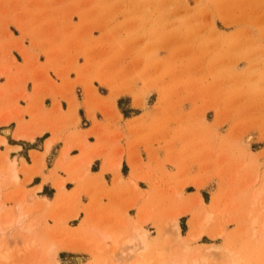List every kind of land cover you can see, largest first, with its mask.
Wrapping results in <instances>:
<instances>
[{
	"label": "rangeland",
	"instance_id": "rangeland-1",
	"mask_svg": "<svg viewBox=\"0 0 264 264\" xmlns=\"http://www.w3.org/2000/svg\"><path fill=\"white\" fill-rule=\"evenodd\" d=\"M55 3L66 9L64 19L87 10L95 22L26 29H33L43 41L55 37V43H32L48 57L47 66L5 22L0 28V78L13 86L36 79L52 82V71L71 83V72L84 59L88 103L95 92L89 85L92 80L101 95L106 97L111 90L109 103L126 94L117 100L120 109L128 114V105L135 103L144 111L139 132L150 144L166 150L168 159L164 162L156 156L155 166L144 175L133 172L134 191L126 189L113 207L103 202L104 186L97 187L94 195L83 187L67 194L63 181L55 183L60 197L50 203L37 196L41 188L27 187L41 173L44 156H33L34 168L25 162L18 168L16 156H10L12 149L0 138V264H107L116 254L115 260L132 264L141 247L134 230L144 234L150 248L144 255L151 261L161 253L167 264L185 259L189 264L195 256H202L198 264H264V0ZM21 13L22 21L35 24L60 19L49 12ZM25 67L37 73L35 79ZM5 89L0 85V135L6 137L18 114L12 103L10 107L2 103L7 99ZM58 96L76 103L82 93L73 83ZM15 137H22L21 129ZM79 147L86 150V142ZM90 163L87 159L86 168ZM117 164L119 160L110 168L114 175H119ZM166 164L175 172L167 171ZM20 174L27 178L21 180ZM88 175L86 170L71 180L84 185ZM139 180L147 185L139 186ZM84 192L90 196L87 205ZM19 207L26 219L23 226L17 224ZM132 209L137 211L136 220L129 216ZM83 214L85 219L79 221ZM11 220L16 221L14 226L7 225ZM27 223L33 225L31 234L26 232ZM199 233L200 239H190ZM108 235L111 243L104 240ZM132 236L135 248L124 242ZM116 239L119 252L112 254ZM129 249L134 256L126 257ZM47 254L51 259L45 262Z\"/></svg>",
	"mask_w": 264,
	"mask_h": 264
},
{
	"label": "crops",
	"instance_id": "crops-1",
	"mask_svg": "<svg viewBox=\"0 0 264 264\" xmlns=\"http://www.w3.org/2000/svg\"><path fill=\"white\" fill-rule=\"evenodd\" d=\"M33 0H0V28L4 27L5 22H9V28L14 31L17 39H23L25 46L33 54H39V62L41 65L49 64L48 57L32 46V43L50 42L55 43L54 36L47 40L37 38L33 27H48L51 29L71 26L70 22L76 27L87 26L88 23L95 22V19L86 14L87 10L82 14L76 11L72 19H64L66 9L63 6L55 5L57 0H49V3H42L43 0H35L39 2L38 6H30ZM27 9L28 12L35 13H52L56 14L60 19H54L53 22L44 23L33 20L22 21V11ZM20 25V26H19ZM25 29V30H24ZM18 30V31H17ZM99 38V36L95 37ZM15 59L20 65L24 66L25 61H21V57L15 51L12 52ZM80 59V58H79ZM86 61L83 59L78 61L77 70L71 72V83H65L62 79L54 76L50 71L52 82H41L39 80H29L26 85L13 86L8 82L7 78H0V85L6 86L7 99L2 103H9L14 106V114H18V119L10 123L11 133L8 136L0 135L5 138L7 147L11 148L10 156H16L18 168H22L25 162L30 168L35 167L33 156H44V166L41 173L34 175L29 183L28 190L33 191L41 188L37 192L41 200H47L50 203L56 202L60 197L58 190L55 188L57 181L64 182L65 193H71L80 187L87 188L94 195L97 193V187L104 186L106 188L107 199L105 204L113 207L125 193L126 189L133 190L130 181L133 179V172L137 170L141 174H145L150 168L155 166L154 160L156 156L160 160L167 161V151L158 149L150 144L143 134H140L139 123L144 111L137 107L135 103H130L128 114L120 109L117 100L125 97L126 94L115 99V103L111 102V90L105 97L101 95L94 81H90V86L95 91L90 95V103H88V95L86 86L83 84L87 81L88 72ZM26 74L35 79L36 72H32L29 67L24 69ZM75 84V89H80L82 97L66 100L59 93L64 94ZM21 96L19 100L17 97ZM99 96V97H98ZM93 99L97 100L95 103ZM98 102V103H97ZM132 111V112H131ZM139 111V112H138ZM131 115V116H129ZM151 119V117H149ZM9 127V126H8ZM21 129L22 137H15L17 131ZM145 135V134H144ZM86 142V150H82L79 145ZM2 145L1 148L5 149ZM21 153H24L21 155ZM67 157L64 159V154ZM87 159H91L90 165L86 168ZM120 161L119 175H114L110 168L115 161ZM64 162V163H62ZM64 164V166H62ZM166 170L175 172L174 168L165 165ZM89 172L84 185L78 181L71 179L78 174ZM119 176L122 181H119ZM27 175L20 174V179L24 180ZM147 185L144 181H138V185ZM48 191V192H47ZM50 192V194H46ZM91 195V196H92ZM82 196L87 197V205L90 202L88 192H84ZM130 218L137 219L136 209L129 211ZM84 214L80 215L79 221H83ZM76 228V227H75Z\"/></svg>",
	"mask_w": 264,
	"mask_h": 264
},
{
	"label": "bare ground",
	"instance_id": "bare-ground-1",
	"mask_svg": "<svg viewBox=\"0 0 264 264\" xmlns=\"http://www.w3.org/2000/svg\"><path fill=\"white\" fill-rule=\"evenodd\" d=\"M9 133V132H8ZM3 142V141H2ZM11 165V164H10ZM10 171V170H9ZM13 172V171H12ZM6 173V172H5ZM14 174V173H13ZM6 175V174H5ZM9 177V176H8ZM17 177V176H16ZM9 179V178H8ZM17 179V178H16ZM5 180V179H4ZM10 180V179H9ZM13 180V179H12ZM18 180V179H17ZM6 181H7V179H6ZM16 181V180H15ZM199 202H201V199H200V201ZM23 208H21V207H19V212H20V218H19V220H18V225L19 226H23L24 225V223H25V220H24V216L25 215H22V213H23V210H22ZM3 212V207H0V215H1V213ZM24 214H26V213H24ZM27 214H29L28 212H27ZM28 216V215H27ZM26 218V217H25ZM14 220H11V221H9V222H7V225L9 226H11L13 223H15V222H13ZM27 226L29 225L28 223L26 224ZM25 225V226H26ZM31 225V224H30ZM28 226V229H26L27 227H25V229H26V232H29V230H30V228L31 227H33V225L32 226ZM12 226H14V224L12 225ZM6 227V226H5ZM16 227H18V226H16ZM9 228V227H8ZM22 228V227H21ZM134 229V228H133ZM98 230V229H97ZM1 231V230H0ZM31 232H29V234H31L32 233V229L30 230ZM138 231H140V230H138ZM137 230H134V236H138V237H136L137 238V241H139V243H140V245H141V247H139L140 248V250H139V252H137V258H136V260L132 263V264H152V262L153 261H155L154 263H156V264H167V261L165 260V258H163L162 257V254L161 253H159L158 255L156 254V258L154 259H152V261L151 260H149V259H147L146 258V256L144 255V253L146 252V251H148L150 248H149V246L146 244V242H145V236H144V234H139V232H138ZM95 233V232H94ZM94 235V234H93ZM111 235V234H110ZM134 236H132L131 238H128V239H126L124 242H125V244H127V245H134L133 243L134 242H136V238L135 239H133L134 238ZM202 236V234L201 233H199V234H196V235H193V236H191L190 237V239L192 240V241H196V240H198V239H200V237ZM130 237V236H129ZM100 238H104V237H100ZM119 238V237H118ZM117 238V239H118ZM33 239V238H32ZM110 239V236L108 235V236H106L105 238H104V240H108L109 242L111 241V239ZM114 240L113 242H115V243H113L112 245H114L113 246V248H114V252L112 253L111 251H110V253H112V254H114V253H116L115 251H117L118 249H119V245H120V243H119V241L118 240ZM103 240V239H102ZM107 241V242H108ZM31 243L32 242H34L33 240L32 241H30ZM112 242V241H111ZM110 242V243H111ZM110 243L109 244H107V245H110ZM124 243H123V245H125ZM136 245V244H135ZM135 245H134V248H135ZM26 246H27V244H26ZM132 246H131V248H132ZM31 248V247H30ZM137 248V247H136ZM51 249H53V247H51V248H49L48 250L50 251ZM28 250L30 251V249L28 248ZM28 250H27V252H28ZM97 250V249H96ZM138 250V249H137ZM48 251V252H49ZM99 251V250H98ZM112 251H113V249H112ZM134 250H132V249H129L128 250V253L126 254V257L128 256V254L130 255V257L134 254V252H133ZM26 252V251H25ZM47 252V253H48ZM51 252V251H50ZM53 254H55L56 252L53 250ZM118 252H119V250H118ZM52 253V252H51ZM132 254V255H131ZM197 254H199V253H197ZM196 254V255H197ZM52 255V254H51ZM116 255H118V254H116ZM115 255V258H117L118 259V257ZM124 255H125V253H124ZM49 256H50V254H49ZM54 256V255H53ZM134 256V255H133ZM199 256V255H198ZM199 257H202V256H199ZM199 257H197V256H195V257H193L192 259H191V261L189 262V264H198L197 263V258H199ZM204 257V256H203ZM49 259L48 258V254H47V256H45L43 259H44V261L46 262V259ZM97 258V257H96ZM114 258V257H113ZM115 258L111 261V260H109L108 261V263H107V261H106V263L107 264H125L124 263V261L122 260V261H119V260H115ZM51 259V258H50ZM99 259V258H98ZM109 259V258H108ZM107 260V259H106ZM200 260L201 261H203L204 259L203 258H200ZM44 261H42V262H44ZM48 261V260H47ZM98 261V260H97ZM199 261V260H198ZM51 262V261H50ZM126 262H127V259H126ZM203 262H205V261H203ZM47 263V262H46ZM45 263V264H46ZM104 264H105V261L103 262ZM173 263H177V260H175ZM188 264V262H187V260L185 259V260H182V261H179L178 262V264ZM44 264V263H43ZM47 264H49V262L47 263ZM52 264H58L57 262H55V263H52ZM201 264V263H200Z\"/></svg>",
	"mask_w": 264,
	"mask_h": 264
}]
</instances>
